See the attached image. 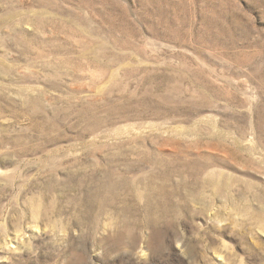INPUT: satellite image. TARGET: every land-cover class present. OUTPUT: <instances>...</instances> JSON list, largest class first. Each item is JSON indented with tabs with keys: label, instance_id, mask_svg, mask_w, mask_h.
Instances as JSON below:
<instances>
[{
	"label": "rangeland",
	"instance_id": "1",
	"mask_svg": "<svg viewBox=\"0 0 264 264\" xmlns=\"http://www.w3.org/2000/svg\"><path fill=\"white\" fill-rule=\"evenodd\" d=\"M0 264H264V0H0Z\"/></svg>",
	"mask_w": 264,
	"mask_h": 264
}]
</instances>
